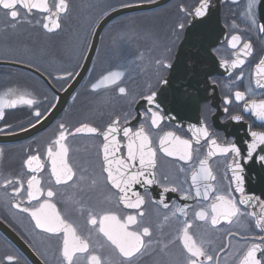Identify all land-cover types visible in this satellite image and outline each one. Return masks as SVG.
Wrapping results in <instances>:
<instances>
[{
	"label": "flooded vegetation",
	"instance_id": "obj_1",
	"mask_svg": "<svg viewBox=\"0 0 264 264\" xmlns=\"http://www.w3.org/2000/svg\"><path fill=\"white\" fill-rule=\"evenodd\" d=\"M151 1L155 0L147 2ZM58 2L59 0H48L52 12H55V4ZM66 3L69 6L67 1ZM202 3L209 8L219 5V22L223 37L215 43L212 40L213 43L208 46V52L219 62L218 67L214 68L213 65L208 67L210 70L207 76L208 88L205 89L208 97L199 107V115L208 135L200 144L191 146L190 161L184 163L180 159L179 151L176 150L182 148L177 138L189 139L183 127L165 121L163 111L155 106H150V112L139 109V117L134 123L133 121L136 116V103L141 98L156 92L163 77L169 73V66L175 59L190 18L195 10L201 8ZM248 3L249 0H217V4L216 0H168L158 7L149 9L157 12L156 19L161 27L157 32L159 37L162 36L161 42L151 58L154 74L148 80L149 88L139 94L131 107L132 114L126 116L122 106H115L93 120L84 119L72 124L64 118L66 115L72 116L77 109L76 106H72L71 101L75 92L81 88L90 92L108 89L118 96L127 94L123 66L104 63L101 57L103 32L112 20L102 29L89 67L62 110L43 129L30 135L24 136L20 133L38 123L35 117L37 111L41 113L39 122L45 117L57 101V92L64 90L78 72L99 19L90 26L89 35L78 57L63 68H59L49 60L45 61L48 64L46 67L35 65L42 62L27 63L21 50L17 55L12 53V50L0 53V97L5 102L18 101L20 96L34 101L31 105L16 103L13 107H8L6 103L3 107V116L0 118V222L9 231L7 233L0 229V264H33L27 254L31 252L42 264H67L62 256L63 232L53 234L37 228L31 216V210L39 208L45 201L55 205V210L61 218L72 224L76 234L88 242V251L77 253L73 258V264H90L91 255L99 256L101 264H186L187 253L179 239L185 222L191 225L190 235L198 244L202 243L207 254L213 257L212 262L201 258L203 264H240L243 255L253 244L260 246L261 251L257 252V258L264 261V226L257 224V221L264 217V208L261 207L264 204V190L258 188V179L247 177L249 174L244 172L247 165L251 167L258 164L254 160L258 156L256 150L259 144L249 155V146L254 142V138H250L251 133H264V122L257 121V117L247 107L253 101L259 103L264 100V87L256 83L261 79L258 71L264 68L262 64L264 24L260 16V8L264 16V4H261V0H256L249 15ZM13 10L18 12L16 20L10 17L9 11L0 6V34L7 30L23 33L28 20L42 31L56 30L49 31L43 27L44 23L48 22L46 13L35 9L29 11L20 3H17ZM64 13H60L58 17L60 25ZM181 25L183 27H180ZM234 35L240 37L236 47H232ZM245 44H250V49H245ZM197 47V42H192L185 51L188 57L187 70L192 73H199L203 68L198 66V61L193 60L194 54L199 53ZM234 62L235 66H233ZM114 70L124 71V76L117 84L93 89L92 85L101 76ZM261 82L264 83V80ZM203 86L201 82L200 88L203 89ZM119 87L126 89L124 94L119 92ZM236 92L244 93V99L237 100ZM153 114H158L160 117L155 125L152 123ZM229 119H232L231 122L226 123ZM113 121L117 123L113 125ZM61 124L65 126L66 139L63 143L68 148L66 159L72 167L74 176L67 182L57 183L52 173L48 149L52 148L53 152L59 150V145L55 142L59 137ZM84 125L96 128L99 133H105L109 126H114L117 131L110 137L124 144L119 145V156L129 163L127 170L121 169L126 171L124 178L127 179L143 171L144 174L137 177L139 182H130L127 185L135 184L142 186V189L138 192L136 187L132 190L126 188L127 201L122 199L125 193L115 189L107 179L105 171L107 165L101 151L103 145L101 134L75 133L76 128ZM245 126L247 130L243 129ZM125 128L129 130V137L121 133ZM141 129L149 138L148 147L155 151L154 189L151 187L152 183H147V180H151L152 167L142 169L138 156L135 162L131 163L128 156L125 157L130 137L134 139L135 146H139L140 139L135 133ZM167 133L173 135L165 139ZM75 136L97 139V158L102 180L101 185L96 188H91L88 184L87 187L72 193L66 186L79 180L76 166L70 157V142ZM162 139H164V148L173 151V155H168L163 150ZM213 140L216 142L215 145L212 144ZM217 145H227L229 151L209 160L212 178L201 179L198 185L201 195L197 196L190 206L186 205L184 212L178 211L187 203V199L193 197L191 172L205 156L207 148H217ZM232 145L239 150L238 153L231 151ZM30 156L39 158L40 167H37L35 161L32 164V169H36L35 171L26 163ZM116 167L114 161L112 164L114 174ZM32 176L39 181L40 193L36 199L29 200L27 180ZM237 176L240 180L236 179ZM5 180H14L17 183L5 186ZM85 182L94 183V180L89 178ZM248 183H253V186L247 188ZM194 186L197 188V185ZM16 187L21 188L19 194L13 191ZM238 188H243V192L238 191ZM48 190L54 193L52 197L47 196ZM108 191L111 193L109 200L106 197ZM137 196L143 198L144 203L139 208L127 207V202H135ZM219 196H225L235 202L239 214L227 220L219 217L218 222L213 225L211 205L219 203L217 200ZM249 197L259 199L249 200L247 204L240 203L242 199L248 200ZM17 203L20 204L19 208L14 206ZM24 208H29L30 211L24 212ZM201 210L208 213L205 220H200L195 215ZM106 214L115 215L121 223L126 222L128 216H135L137 223L128 226L130 231H142L144 227L150 229V236L144 237V247L140 252L125 257L100 231V219ZM93 216L97 220L95 225L90 223ZM75 217L79 218V222L84 221L85 231L77 226L76 221H72ZM164 224L169 225L166 233L162 232ZM7 257H13V260L9 261Z\"/></svg>",
	"mask_w": 264,
	"mask_h": 264
},
{
	"label": "snow or ice",
	"instance_id": "obj_2",
	"mask_svg": "<svg viewBox=\"0 0 264 264\" xmlns=\"http://www.w3.org/2000/svg\"><path fill=\"white\" fill-rule=\"evenodd\" d=\"M21 3L26 9L31 11L32 9H38L43 12H49L50 15L47 18L48 22L44 23L43 27L48 29L49 31H52L54 29H57L60 27L58 17L60 13H63L67 10V3L66 0H59L58 3L55 4V12H52V9L49 7V4L47 3V0H0V6L4 10H7L10 12V17L13 20H16L18 18V12L13 10L17 3ZM256 0H249L248 3V12L249 15L251 14V9L253 8ZM206 5L202 3L201 8H198L196 10V15H203V8H205ZM180 27H183L181 25ZM264 30V28H262ZM240 37L234 35L232 37V47H236L237 42H239ZM250 44H245V49H250ZM243 61H240L242 63ZM262 64H264V61H262ZM235 66V62L233 64ZM124 76L123 70H115V71H109L106 75H104L100 81L96 84H93V89H96L101 86H107V85H115L118 81L122 79ZM258 76L261 77V79H258L256 81L257 85L260 87H264V83L261 81L264 80V68L260 69L258 71ZM126 91L125 88L119 87V92L121 94H124ZM235 97L237 100L244 99V93L236 92ZM153 97H148L149 100H152ZM7 103L8 107H13L16 103H26V104H33L34 101L31 99H25L24 96H20L19 100H13L11 102H5L2 97H0V118L3 116V107ZM257 117V119L264 121V100L260 101L259 103L253 101L251 105L247 106ZM35 117L37 118V122H39L41 113L36 112ZM160 117L158 114H153V120L152 123L155 125L158 123V120ZM239 119V117H237ZM117 121H113V125H115ZM61 131L59 134L58 139L56 140V144L59 145V150L53 152L52 148L48 149V156L51 158L52 162V173L56 177V182H67L71 180L74 176L72 167L67 162V154H68V148L63 143V141L66 139L65 131H64V125H59ZM89 132V133H96L97 129L94 127H88L86 125L81 126L79 128L75 129L76 133L80 132ZM117 131V129L114 126H109L108 130L103 134L106 141L109 140V137L114 134ZM124 136L129 137V130L125 128L124 130ZM201 132L204 136H207V130L206 129H200L198 130ZM172 133H167L165 136V139L167 137H171ZM251 135L254 137V142L249 146V155H251V152L256 149L257 145H264V133H251ZM135 136L140 139V144L138 147L135 146V141L131 137L129 138V143L127 145L128 147V159L129 161H135L137 159V156L139 157V164L141 168L144 167H151L154 165V151L148 147L149 145V138L147 135L144 134L143 129L135 133ZM178 140V143L182 145V148H180L178 151L180 154L181 160H186L191 158V152H190V144L187 140ZM112 143L115 144V139L113 137ZM212 144L215 145L216 142L213 140ZM161 147L165 152H167L168 155H173V151H170L167 148H164V139L161 140ZM220 152H228V148H221L219 145L216 146ZM231 151L238 153V149L235 147V145L231 146ZM103 160L106 163L107 167L105 168V171L107 172V179L111 181V183L119 189L122 193H125L124 196H122V199L127 201V195H126V186L129 185L130 182H139L137 180L138 176H142L144 173L143 171L135 173L131 176H129L127 179H125L126 171H122L121 169L127 170L129 167L128 161L125 160H118L115 161L117 164L115 174L112 169L113 160L109 159L110 155V144L105 143L103 146ZM261 160H264V156L260 157ZM37 163V167H40L39 164V158L37 156H30L27 160V165L30 169H32L33 162ZM206 161L200 162V171L196 172L194 171L192 173V183L193 185H197V191L196 195H201L199 190V182L202 178H209L211 177L210 171L206 168ZM35 171L36 169H32ZM214 179V177H213ZM237 180H240V177H236ZM17 181L14 180H5L4 184L5 186L15 184ZM147 183L151 184L153 183V180H147ZM39 181L36 179L35 176H32L30 179L27 180V196L29 200H33L37 198V195L40 193V188L38 187ZM124 185V187H122ZM22 187V185H21ZM13 191L17 194L20 193L21 188L16 187L13 189ZM238 191L243 192V188H238ZM54 193L51 190H48L47 196L52 197ZM205 197L207 196V189L204 193ZM258 200L259 198L256 197H249L248 200L242 199L240 201L241 204H247L249 200ZM217 200L219 203L211 205V212L212 215V224L215 225L218 222L219 217H223L224 219H230L233 216H237L239 214V209L235 202L232 200L226 198L225 196H219L217 197ZM144 203L143 198L137 196V199L135 202H127V207L129 208H139ZM15 207L19 208L20 204L17 203L14 205ZM167 207V205H165ZM262 208H264V204L261 205ZM24 212H29V208H24ZM178 211L184 212V209H178ZM143 215V213H141ZM186 215V213H185ZM196 217H198L200 220H205L208 213L204 210H201L197 212ZM255 215V213H253ZM31 216L34 218L36 222V227L43 229L44 231L48 233H60L63 232L64 239H63V247H62V256L64 260L67 262V264H73V258L77 253H86L89 249L88 242L86 240L81 239L76 234V229L72 226V224L68 223L66 220L61 218L60 214L55 210V205L49 203L48 201H45L44 203L40 204L39 208L32 209L31 210ZM90 223L95 225L97 224L96 218L93 216L90 220ZM100 231L104 233L105 236L119 249V251L125 256V257H131L134 253H138L141 251V249L144 247V237L150 236V229L148 227H144L142 231H130L129 225H134L137 223V218L135 216H128L126 222L121 223L119 219L115 215L106 214L100 219ZM258 225L264 226V217L261 218V220L257 221ZM191 225L185 222V226L183 227L182 234L179 237V239L182 241L183 248L187 253L186 257V264H203V259H206L209 262L213 261V257L211 255L207 254L206 249L201 244H198L197 241L193 238L192 235L189 233ZM261 251L260 246L253 244L250 248L247 249L246 253L243 255V258L240 262V264H264V261L257 258V252ZM9 261L13 260V257H7ZM90 264H101V259L97 255H91L90 256Z\"/></svg>",
	"mask_w": 264,
	"mask_h": 264
},
{
	"label": "rangeland",
	"instance_id": "obj_3",
	"mask_svg": "<svg viewBox=\"0 0 264 264\" xmlns=\"http://www.w3.org/2000/svg\"><path fill=\"white\" fill-rule=\"evenodd\" d=\"M66 1L69 6L61 17L62 23L58 29L45 32L28 20L21 34L15 30L3 31L0 34V53L12 50V53L17 55L21 50L27 63L42 62L35 65L46 67L48 64L45 61L49 60L63 68L78 57L89 35L90 26L110 8L150 0ZM156 15V11L150 10L131 12L116 17L106 26L103 32L101 57L104 63L123 66L127 94L118 96L108 89L90 92L81 88L75 92L71 101L72 106H76L77 109L72 116L64 117L66 121L73 124L84 119L93 120L115 106L124 108V116L132 114L131 107L134 101L140 93L149 88L148 80L154 74L151 58L162 37L158 36L157 31H160L161 27ZM97 143L94 137L75 136L71 139L70 157L79 177L78 181L66 186L72 193L87 187L88 184L91 188L101 185ZM89 178L93 179L94 183L85 182ZM106 197L107 200L111 198L109 191L106 192ZM77 218L71 220L76 221L77 226L85 231L84 221L79 222ZM168 228L169 225L164 224L162 232L166 233Z\"/></svg>",
	"mask_w": 264,
	"mask_h": 264
},
{
	"label": "water",
	"instance_id": "obj_4",
	"mask_svg": "<svg viewBox=\"0 0 264 264\" xmlns=\"http://www.w3.org/2000/svg\"><path fill=\"white\" fill-rule=\"evenodd\" d=\"M166 1L168 0H155L151 2L133 3V4L123 5V6L114 8L108 11L107 13H105L99 19L98 23L96 24L92 32V37L90 40L89 47L87 49L86 55L84 57V60L78 72L75 74L73 79L65 87L64 90L57 92V101L54 104V106L50 109V111L45 115V117L40 122H38L36 125L28 128L27 130H24L20 134L26 136V135H30L36 131L43 129L47 124H49L54 119L55 116L59 114V112L64 107L67 99L74 92L75 88L77 87L79 82L82 80L83 76L85 75L89 67L91 58L93 57V54L95 52L100 33L102 29L111 20L123 14L137 12V11H144V10H149V9L158 7L164 4ZM47 3H48V0H47ZM216 4H217V0H216ZM261 4H264V0H261ZM35 10L40 11L38 9H35ZM40 12H43V11H40ZM43 13L47 14V18L50 15L49 12H43ZM260 13H261L260 14L261 20L264 24L263 10L261 8H260ZM222 37H223V30L219 22V5L217 4L214 8H209L208 6H206L205 8H203V15H196V10H195L186 28L184 38L181 41L180 46L178 47V51L176 53L175 59L172 65L169 66V73L165 77H163V79L161 80L159 89L156 92H153L141 98L136 103L135 105L136 116L134 118L133 123L137 121V118L139 117V114H140L139 109H144L145 111L150 112L151 111L150 106H155L159 110L163 111L162 114H163V119L165 121L172 123L177 127H183L187 131L189 135V139L187 141H189L190 149L192 145L200 144L206 138V136H204L198 130L206 129L199 115V107H200L201 102L208 97L205 94L206 93L205 89L208 88L207 76L210 73L209 72L210 70L208 67L209 65H213L215 68V67H218L219 65V62L208 52V46L213 43L212 40H214V43H215L221 40ZM192 42L193 43L197 42L198 44L197 49L199 53L197 54L198 56L194 54L193 60L198 61L199 62L198 66L203 67L199 73H195V72L192 73L187 70L186 62H187L188 57H186L187 53L185 51L187 47H190ZM103 76H101L94 84L98 83ZM201 82H203L204 84L203 89L200 88ZM101 87H105V86H101ZM150 96L153 97L152 100L148 99V97ZM231 120L232 119L227 120L226 123L231 122ZM257 121H261V120L257 119ZM243 129L247 130V127L245 126L243 127ZM80 133H89V132L84 131ZM121 133L124 135V132H121ZM255 133H262V132H255ZM93 134H101V136L103 137V145H102V150H101L102 157L104 155L103 146L105 143H109L110 144L109 159L113 160V162L118 161V160H124L123 158H120L119 151H118L119 145H124V144H120L118 141H116V139H115L116 143L113 144L112 137H109V140L106 141L103 135L104 133H99L98 131ZM17 136L18 135H15V137ZM250 138H254V137L251 135ZM220 147L229 148L227 145H220ZM179 149L180 148H176V150H179ZM160 150L162 149L160 148ZM256 152L258 156L256 160H254V162H257L258 164L256 166H251V167L247 165L244 172L249 174L247 177L258 179L259 180V185H257L258 188L260 190L261 189L264 190V160L260 159L261 156H264V145H259ZM225 153L226 152H220L218 148L209 147L207 148L206 154L200 160V162L206 161L205 166L210 171L209 164H208L209 160L216 155H221ZM126 155L128 156V148L126 149L125 157H127ZM171 157L174 158L173 156ZM189 161L190 159L182 160V162L184 163H187ZM131 162H135V161H130V163ZM200 162L198 163L197 167L191 172L190 179L194 171L196 172L200 171ZM154 163H155V156H154ZM153 166H151L152 167L151 168V180H153V183L151 186L152 189H154V186L156 185L155 180H154ZM209 178H212V173H211V177ZM252 186H253V183L247 184V188L252 187ZM113 187L117 189L114 185ZM134 187H136L138 192L142 189V186H136L135 184L126 186V188H129L131 190ZM196 191H197V188L193 185V197L187 199V203L183 205L181 209H185L187 207L186 205L188 206L191 205V202L197 197ZM0 229L7 233L9 232L7 231L8 229L5 227V225L2 224L1 222H0ZM27 254L29 258L32 260L33 264H42L37 259V257L34 256L32 252L27 253Z\"/></svg>",
	"mask_w": 264,
	"mask_h": 264
}]
</instances>
